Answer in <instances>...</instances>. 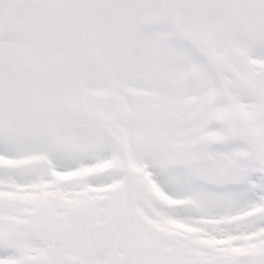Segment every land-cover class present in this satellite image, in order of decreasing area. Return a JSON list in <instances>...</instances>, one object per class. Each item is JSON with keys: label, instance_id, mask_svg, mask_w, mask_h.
I'll return each mask as SVG.
<instances>
[{"label": "snow or ice", "instance_id": "snow-or-ice-1", "mask_svg": "<svg viewBox=\"0 0 264 264\" xmlns=\"http://www.w3.org/2000/svg\"><path fill=\"white\" fill-rule=\"evenodd\" d=\"M0 264H264V0H0Z\"/></svg>", "mask_w": 264, "mask_h": 264}]
</instances>
